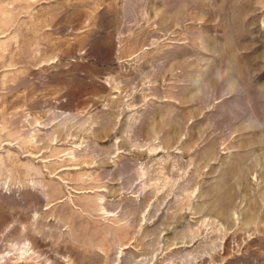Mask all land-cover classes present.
Listing matches in <instances>:
<instances>
[{"label": "rangeland", "instance_id": "1", "mask_svg": "<svg viewBox=\"0 0 264 264\" xmlns=\"http://www.w3.org/2000/svg\"><path fill=\"white\" fill-rule=\"evenodd\" d=\"M0 264H264V0H0Z\"/></svg>", "mask_w": 264, "mask_h": 264}]
</instances>
